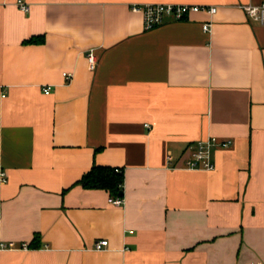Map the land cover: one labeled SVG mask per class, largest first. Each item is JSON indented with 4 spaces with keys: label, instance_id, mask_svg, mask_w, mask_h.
Returning <instances> with one entry per match:
<instances>
[{
    "label": "crops",
    "instance_id": "crops-1",
    "mask_svg": "<svg viewBox=\"0 0 264 264\" xmlns=\"http://www.w3.org/2000/svg\"><path fill=\"white\" fill-rule=\"evenodd\" d=\"M16 1L0 0V264H264V21L241 6L263 0ZM146 2L218 9L146 29ZM209 136L234 141L215 169L180 167ZM95 165L123 169V204L80 183Z\"/></svg>",
    "mask_w": 264,
    "mask_h": 264
},
{
    "label": "built area",
    "instance_id": "built-area-1",
    "mask_svg": "<svg viewBox=\"0 0 264 264\" xmlns=\"http://www.w3.org/2000/svg\"><path fill=\"white\" fill-rule=\"evenodd\" d=\"M17 5L24 12H29L30 3L25 0H17ZM248 15L255 19L260 20L264 13V0L260 3H247L241 5ZM133 11L141 12L144 19V27L146 29H151L161 24L165 18L172 17L175 19H182L189 16L191 13L205 11L209 14H214L218 7L211 4H201V3H177V2H146V3H134L131 6ZM212 22L208 21L203 24L205 30H211ZM88 62L90 69H95L98 63V58L93 49L88 51ZM63 75L67 81H71L73 78V72L65 71ZM45 92L50 91V86H47ZM234 141L232 138H221L219 136H209L205 139H200L196 142L195 146H189L191 153L189 156L183 159L181 166L188 169H204V170H214L216 164L213 159V153L215 149L218 148H229L233 145ZM168 162L173 164L175 159V154L172 150H168L167 153ZM173 167H178L174 164ZM2 181H6V173L1 171ZM111 202L116 205H121L124 203L123 196H112L110 198ZM109 244L108 239L103 238L95 241L96 250H104ZM9 247L6 243H0V248ZM24 247H27L24 244Z\"/></svg>",
    "mask_w": 264,
    "mask_h": 264
},
{
    "label": "trees",
    "instance_id": "trees-1",
    "mask_svg": "<svg viewBox=\"0 0 264 264\" xmlns=\"http://www.w3.org/2000/svg\"><path fill=\"white\" fill-rule=\"evenodd\" d=\"M41 37H32L26 42H39ZM80 183L86 188H102L110 192L112 196H123L124 194V172L109 165H95L80 179ZM39 239V234L34 240Z\"/></svg>",
    "mask_w": 264,
    "mask_h": 264
},
{
    "label": "water",
    "instance_id": "water-1",
    "mask_svg": "<svg viewBox=\"0 0 264 264\" xmlns=\"http://www.w3.org/2000/svg\"><path fill=\"white\" fill-rule=\"evenodd\" d=\"M263 21H264V13H263Z\"/></svg>",
    "mask_w": 264,
    "mask_h": 264
}]
</instances>
